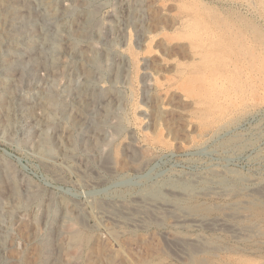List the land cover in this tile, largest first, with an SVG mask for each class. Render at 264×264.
<instances>
[{
	"label": "rangeland",
	"instance_id": "1",
	"mask_svg": "<svg viewBox=\"0 0 264 264\" xmlns=\"http://www.w3.org/2000/svg\"><path fill=\"white\" fill-rule=\"evenodd\" d=\"M41 1L52 5V11L58 14L55 16H59L57 21L45 18L43 7L39 3ZM84 1L97 4L94 10L98 12L99 18L110 23L116 22L115 29L105 30L102 38L95 37L97 40L94 38L91 43L86 40L79 41L81 43L79 46L85 47V53L81 56L67 50L66 45H71L72 39L70 36L66 37L67 34L60 29L58 37L53 40L57 43L56 47L59 46L53 55L55 64L49 66L46 57L51 56L49 52H52V49L49 42L43 39L42 31L54 36L56 29L63 24L66 25L65 28H72L68 30V34L70 32L72 35V31L77 29V20L84 19L86 14L82 5ZM64 3L74 8V15L63 13ZM11 8L16 9L17 17L14 21L19 23L14 24L12 30L2 35V41L5 40V36L6 40L4 44H0V88H4L3 85L6 83H12L11 80H14L16 88L9 108L13 114L11 123L2 116L1 112L5 108L3 109L0 103V264H41L43 254L46 259L44 264H229V261L264 264V235L236 241L231 233L226 231L220 233L209 229L183 228L176 233L178 238L190 241L194 236L200 235L208 246H215L216 249L218 245L222 247L213 254H199L200 256L196 258L197 263H194L188 256L179 259L170 253L171 247L165 238V233L172 231L168 216L160 217L155 223L146 222L147 230L129 228L126 230V227L124 229L123 226L114 225L110 219L104 221L106 227L97 229L95 219L89 215L90 206L85 204L88 203L87 200L92 199L91 194H88L89 190L95 191L96 196L101 198L100 196L105 194H121L120 191L139 192L140 188H144L142 185L144 180L151 175L159 176L158 179L164 176L185 178L189 171L197 173L208 166H211V170L215 168L220 170L217 166L214 168L208 165L210 155L195 154L197 141L209 145L208 151L211 155L218 156L219 153L216 151L224 155L220 162L228 166L224 174L226 178L246 176V179H255L264 186V0H0L3 17L6 15L5 10ZM3 17L0 19L1 22L5 20ZM51 21L53 23L49 25ZM0 29L4 28L1 26ZM111 44L113 54L96 82V86L97 83L104 86L108 89L107 92L98 94L92 87L88 89V95L87 92L83 95L76 94L70 87L75 89L77 87L75 85L80 84L83 79L81 63L87 65L89 69L86 59L90 53L101 46L109 48ZM120 53L126 55V59H130L129 65L127 62L122 66L124 60L119 57ZM144 58L147 59L146 62ZM1 60L7 62L8 69L1 66ZM117 63L119 73L115 77ZM144 69L153 75L152 88L149 91L144 88L142 76ZM52 79L60 102L58 109L46 105L34 108L35 100L46 93ZM70 82H73L75 87L70 86ZM117 91L118 96L115 98ZM202 91L206 92L207 97H203ZM92 92L97 95L94 96V104L90 99H86V105L81 108L78 104L79 99L84 96L90 97ZM0 98L6 101L7 97L0 93ZM115 100L121 102V111L125 117L124 125L127 124L126 128L115 134L108 142L111 148L109 149L107 145L105 149L108 150L109 154L106 153L110 158V164L114 166L112 168L120 169L116 176L111 179L108 177L109 181L105 184L101 183V179L97 181L98 183L94 180V183L87 184L82 180V173L92 170L90 172L94 174L101 163L100 156L93 147L94 142L101 136L96 122L105 112L106 105L112 104ZM209 107L215 109L216 120L224 124V129L217 135L211 130L204 129L203 115ZM141 108L148 110L147 116L142 115ZM73 114L80 115L79 119L77 118L79 120L77 125L70 122ZM39 116H42L43 120L38 119ZM144 119L147 120L146 125L142 123ZM53 120L59 122L54 123ZM44 121L51 123L49 135L55 149L54 154L49 157L39 152L37 147V131L39 127L45 126ZM132 128L135 134L132 141L143 148L137 152L136 159L129 157L124 150V143L131 140ZM70 133L77 139L75 149L77 153L73 152L71 159L62 152L63 148H67L65 145ZM225 142L231 145L221 146ZM102 173L103 177H107L106 172ZM128 178L141 185L128 186L126 182ZM14 184L24 202L22 206H16L11 196ZM36 187L45 190L42 202L32 198L31 189ZM106 187L108 188L105 190ZM49 194H52L54 201L51 202L48 215L42 208L47 201L49 202ZM61 196L74 202L78 201L77 203L87 209L85 214L88 221L76 224L79 230L85 229L83 232L86 237L88 236L87 243L84 242L78 248L72 246L73 239L69 228L72 226L70 221L64 218L59 202ZM216 197L199 195L188 203L200 208L201 212L218 217L221 209L217 207L222 205L223 209L227 204L231 206L234 202L239 206V199H242L241 195L233 196L234 198L229 196L215 199ZM256 197L258 198L249 203L254 211L251 219L264 222L262 220L264 197L260 194ZM231 208L234 212L237 209L235 206ZM122 229L124 231L120 232ZM74 249L80 253L77 261L74 260ZM218 251L220 252L217 253Z\"/></svg>",
	"mask_w": 264,
	"mask_h": 264
},
{
	"label": "bare ground",
	"instance_id": "2",
	"mask_svg": "<svg viewBox=\"0 0 264 264\" xmlns=\"http://www.w3.org/2000/svg\"><path fill=\"white\" fill-rule=\"evenodd\" d=\"M94 1V0H93ZM247 1V0H246ZM262 1V0H261ZM49 2V1H48ZM52 2V1H51ZM43 7V15L46 16L45 18H47V20H58L59 16H55L54 11H52V5L50 6L47 2H39ZM63 3V2H62ZM70 3V2H69ZM94 3V2H93ZM243 3V2H242ZM10 4V3H9ZM65 4V3H64ZM72 4V3H71ZM76 4V3H75ZM74 4V5H75ZM95 4V3H94ZM12 5V4H11ZM60 5V4H58ZM73 5V6H74ZM83 8L84 10H86V14L84 15V19H81L80 21H78V26L77 29L75 28L74 31H72V35L68 34V29L65 28L66 25H61L60 28L56 29V34H54V36H50L49 34L45 33L46 31H42V37L44 40H46L47 42H49L50 44V48L52 49V52L50 51V55L49 57H46V63L50 66V64L54 63L55 64V59L53 57V55H55V53L57 52L56 49L59 48V46L56 47V42H54L53 40L55 38L58 37L59 31L60 29L63 30V33L67 34L66 37L69 38V36L72 39V44H68L66 45V48L68 51H70L73 54H77L76 56H81L83 53H85V47L82 48L79 46V41H88L89 43H91L95 37H97L98 39L103 37V34L105 32V30L108 29H115L114 24L116 23H110L108 21H105L99 18V14H97L98 12L94 10V8L96 7V5H93L91 1H84L83 2ZM121 5V4H120ZM258 5V4H257ZM4 6V5H2ZM56 6V5H55ZM12 7V6H11ZM60 7V6H59ZM139 7V6H138ZM137 8V7H136ZM215 8V7H214ZM263 8V7H262ZM62 9V8H61ZM73 7H69L68 5L65 4L64 9H63V13L66 14H73ZM98 9V7H97ZM133 9V8H132ZM142 9V8H141ZM121 10V9H120ZM123 10V9H122ZM121 10V11H122ZM5 17H3L1 11H0V19L1 17L5 18V20L3 22L0 21V27L2 26V28L4 29H0V44H4L5 40H6V36H5V40L2 41V35L4 36L5 33H8L10 30H12V26L14 24H18L19 21H14V19H16V9L15 8H11V9H6L5 10ZM137 11V10H136ZM165 11V10H163ZM3 12V11H2ZM62 14V13H60ZM76 14V13H75ZM82 14V13H81ZM115 14H117L115 12ZM42 15V13H41ZM58 15V14H57ZM74 15V14H73ZM114 15V14H113ZM125 14H123L124 16ZM43 16V17H44ZM83 16V15H82ZM117 16V15H116ZM65 17V16H64ZM119 17V16H117ZM140 17V16H139ZM138 17V18H139ZM63 18V17H62ZM121 18V17H120ZM44 19V18H43ZM136 19V16L135 18ZM142 19V18H141ZM45 20V19H44ZM69 20V19H68ZM126 19H124L125 21ZM140 20V19H139ZM75 21V20H74ZM123 21V19H122ZM133 21V20H132ZM21 22V21H20ZM39 22V21H38ZM51 23H53V21L49 22L48 24L51 25ZM71 23V22H70ZM117 24V23H116ZM6 25V26H5ZM123 25V24H122ZM125 25V23H124ZM139 25V24H138ZM144 25V24H143ZM8 26V27H7ZM11 26V27H10ZM54 26H56L55 22H54ZM120 27V26H119ZM125 27V26H124ZM142 27V26H141ZM117 28V27H116ZM128 28V27H127ZM139 28V27H138ZM158 28V27H157ZM74 29V28H73ZM121 30V29H120ZM138 30V29H137ZM136 30V31H137ZM160 30V29H159ZM162 31V30H161ZM253 31V30H252ZM52 32V31H51ZM123 32V31H122ZM14 33V32H13ZM50 33V32H48ZM63 34V35H64ZM128 34V33H126ZM140 34V33H139ZM156 34V33H155ZM159 35V33H157ZM13 35V34H11ZM62 35V34H61ZM130 35V33H129ZM14 37L16 35H13ZM127 36V35H126ZM131 36V35H130ZM129 36V39H130ZM155 36V35H154ZM153 36V37H154ZM157 36V35H156ZM13 37V38H14ZM62 37V36H61ZM60 37V38H61ZM202 37V36H201ZM206 37V36H205ZM4 38V37H3ZM12 38V39H13ZM67 38V39H68ZM97 38H95V40H97ZM155 38V37H154ZM59 40V39H58ZM62 40V39H61ZM66 40V39H65ZM64 41V40H63ZM131 41V40H129ZM61 43V42H60ZM112 43V42H111ZM66 44V43H65ZM112 46L109 48H105V47H100L99 49H96L94 51H92L89 55V57H87L86 62L88 63V67L87 65H84L81 63L82 68L83 69V79L81 81L80 84H77L75 86L73 85V82H70V86H74V88H71L72 90L76 91V94L79 95H83V93L87 92L88 95V89L94 87L96 92L98 94H102V93H106L108 89L104 88V86H101L100 84L97 83L96 86V82H98L99 80V75L102 73L105 65L107 64V62L109 61L110 56L113 54V44H111ZM87 46V45H86ZM97 46V45H95ZM109 46V45H108ZM65 47V46H64ZM87 47H92V46H87ZM94 47V46H93ZM38 48V47H37ZM65 48V49H66ZM129 48V47H128ZM127 48V49H128ZM122 49V48H121ZM124 49V48H123ZM60 50V49H59ZM58 50V51H59ZM87 50V49H86ZM130 50V49H128ZM49 51V50H47ZM62 51V50H60ZM39 52V51H38ZM87 52V51H86ZM123 52V50H122ZM48 53V55H49ZM119 53V52H118ZM70 54V53H69ZM68 54V55H69ZM72 54V55H73ZM151 54V53H150ZM71 55V56H72ZM121 56V58L124 60L122 61V66H124L127 62L128 65L130 64V59H126L123 53L119 54V57ZM149 56V55H147ZM251 56V55H250ZM56 57V56H55ZM83 57H85L83 55ZM144 57V56H143ZM72 58V57H71ZM130 58V57H129ZM149 58V57H148ZM58 59V58H57ZM60 59V58H59ZM126 59V60H125ZM133 59V58H132ZM140 60V59H139ZM145 62L147 61L146 58H144ZM193 60V59H192ZM61 61V60H60ZM76 61V60H75ZM82 62V61H81ZM119 62V61H118ZM132 62V61H131ZM65 63V62H64ZM84 63V61H83ZM46 64V65H47ZM110 64V63H108ZM141 64V63H139ZM138 64V65H139ZM43 65V64H42ZM45 65V66H46ZM62 65V64H60ZM59 65V66H60ZM64 65V64H63ZM66 65V64H65ZM64 65V66H65ZM75 65V64H74ZM135 65V64H134ZM177 65V64H176ZM1 66L5 67L6 69L9 68L7 62L5 60H1ZM63 66V67H64ZM121 66V65H120ZM43 67V66H42ZM54 67V66H53ZM56 67V66H55ZM116 71H115V77L118 76V67L119 64H116ZM137 67V66H136ZM49 68V67H48ZM59 68V67H58ZM66 68V67H65ZM130 68V67H129ZM53 70V69H52ZM62 70V69H61ZM132 70V69H131ZM130 70V71H131ZM139 69H137L138 71ZM142 70V69H141ZM81 71V70H80ZM126 71V70H125ZM59 72V71H56ZM64 72V70H63ZM136 72V71H135ZM151 72V71H150ZM188 72V71H187ZM207 72V71H206ZM211 73V71H209ZM61 73V72H60ZM59 73V74H60ZM123 73V72H122ZM156 73V72H155ZM204 73V72H203ZM208 73V72H207ZM250 73V72H249ZM51 74V73H50ZM55 74V73H54ZM130 74V73H129ZM136 74V73H135ZM187 74V73H186ZM132 75V74H131ZM157 75V74H156ZM142 76L144 78V88L145 90H150V88H152V82L151 79L153 77V75H150V73L147 72V69H144V72L142 73ZM167 76V74H166ZM169 76V75H168ZM167 76V77H168ZM58 77V76H57ZM207 78V76H206ZM50 79V78H49ZM134 79V78H133ZM154 79H156L154 77ZM60 80V79H59ZM72 80V79H71ZM76 80V79H75ZM81 80V79H80ZM132 80V79H131ZM163 80V79H162ZM185 80V79H184ZM209 80V79H208ZM7 81V80H6ZM54 79L51 80L50 84L48 85V88L46 90V93L44 95H41L39 97V99H36L33 107L36 108L39 105H46V107H50L52 109H58L60 102L58 101L57 98V94H56V85L53 82ZM135 81V80H134ZM12 83H6V85H3L4 88H0V93H3L4 96H6V101H4L3 99L0 98V103L2 104V107L4 109V111L1 112L2 116H4L5 120L8 123L12 122V115L10 113V106L12 104L13 101V93H14V88H15V82L14 80H11ZM57 82V81H56ZM77 82V81H76ZM75 82V83H76ZM17 83V82H16ZM155 83V82H154ZM161 83V82H160ZM154 85V84H153ZM46 86V85H45ZM117 86V85H116ZM134 86V85H133ZM131 86V87H133ZM157 86V83H156ZM68 87V86H67ZM165 87V86H164ZM141 88V87H140ZM16 89V88H15ZM135 89V87H134ZM43 90V89H42ZM139 90V89H138ZM179 90V89H178ZM154 91V90H153ZM177 91V90H176ZM152 92V91H151ZM263 92V91H262ZM44 93V91H43ZM182 93V92H181ZM39 94V93H38ZM114 94V93H113ZM135 94V92H134ZM180 94V93H179ZM185 94V93H184ZM37 95V94H36ZM86 95V94H85ZM133 95V94H132ZM148 95V94H147ZM187 95V94H185ZM202 95L203 97H207V94L205 91H202ZM90 97H85L84 98H80L79 99V106H81V108H83L86 105V99H90V101L93 103L95 100L94 98L97 96L95 93H90L89 95ZM95 96V97H94ZM115 98L118 96V91L117 93H115ZM127 97V96H126ZM131 97V96H130ZM134 97V96H133ZM184 97V96H183ZM36 98V97H35ZM132 98V97H131ZM123 99V97H122ZM113 100V99H112ZM5 102V103H4ZM68 102V101H67ZM131 102V101H130ZM164 102V101H163ZM193 102V101H192ZM91 103V104H92ZM94 104V103H93ZM129 104V103H128ZM163 104V103H161ZM157 105V104H156ZM167 105V104H166ZM165 105V107H166ZM238 105V104H237ZM236 105V106H237ZM162 106V105H160ZM44 107V106H43ZM143 107V106H141ZM168 107V105H167ZM242 107V106H241ZM33 108V109H34ZM137 108V107H136ZM139 108V107H138ZM122 109V104L121 102H119V100H115V102H113L112 104L108 103V105H106L105 109H104V113L102 115L99 116L96 124H97V129L98 131H100V137L97 138V140L94 142V148L97 151V154H99L100 156V160L101 163H99V169L96 170V172L93 174L92 170L88 171H84L83 175V181H85V183L87 184H91V182L94 183V180H96V183H98L97 181L100 180L101 183L104 182L103 184H105L106 181H109L110 179L114 176L117 175L118 173V169L120 168H112L114 166H112L109 162L108 155H107V151L105 149V146L108 145V142L113 138V136H115V134H118L123 128H126L124 122H125V117L123 114V111H121ZM153 109V108H151ZM50 110V109H49ZM85 110V108H84ZM125 110V109H124ZM246 109H244L245 111ZM39 111V110H38ZM41 111V110H40ZM56 111V110H55ZM101 111V110H100ZM127 111V110H126ZM125 111V112H126ZM152 111V110H151ZM156 111V109H155ZM242 111V110H241ZM52 112V111H50ZM136 112V111H134ZM153 112V111H152ZM160 112V111H159ZM228 112V111H227ZM77 113V112H76ZM137 113V112H136ZM141 113L144 116L148 115V110H146L145 108L142 109L141 108ZM40 114V113H39ZM130 114V113H128ZM152 114V113H151ZM154 114V113H153ZM37 115V113H36ZM47 115V114H46ZM76 115V114H75ZM79 115V114H77ZM126 115V113H125ZM141 115V114H140ZM189 115V114H188ZM80 116V115H79ZM79 116H74L70 119V122L73 125H77L78 121L77 118L79 119ZM216 115H215V109L213 107H209L207 110H205V113L203 115V117L205 118V122H204V129L207 130H211L213 132V134L215 133L217 135V133L219 134V131L221 129H224V124L219 121L216 120ZM51 117V116H50ZM129 117V116H128ZM143 117V116H142ZM191 117V116H190ZM35 118V117H33ZM82 118V117H81ZM80 118V120H81ZM132 118V117H131ZM224 118V117H223ZM38 119H42V116H39ZM116 120L115 122L112 120ZM148 119V118H147ZM185 119V118H184ZM43 120V119H42ZM84 120V119H83ZM232 121V119H230ZM237 120V119H236ZM239 120V119H238ZM131 121V120H130ZM147 120H143L142 123L144 125H146ZM152 121V120H151ZM150 121V122H151ZM156 121V120H154ZM153 121V122H154ZM194 121V120H193ZM38 122V121H37ZM40 122H42L40 120ZM52 122L57 123L59 122V120H53ZM149 122V121H148ZM152 122V123H153ZM233 122V121H232ZM136 123V121H135ZM159 123V122H158ZM188 123V122H187ZM194 123V122H193ZM197 123V122H195ZM43 124L45 126H41L38 128V140H37V147L39 152H41L43 155H45L46 157L52 156L55 152V149L53 148L52 145V141H51V137L49 135V130H50V124L47 121H44ZM71 124V125H72ZM79 124V123H78ZM137 124V123H136ZM161 124V123H160ZM190 123H188L189 125ZM33 125V124H32ZM70 125V124H69ZM134 125V124H133ZM152 125V124H151ZM227 125V124H226ZM159 126V124H158ZM195 127V126H194ZM193 127V129H194ZM200 127V126H199ZM203 127V126H202ZM66 128V126H65ZM111 128V130H109ZM140 128V127H139ZM191 128V127H190ZM130 128H128L129 131ZM148 129V128H147ZM186 129V128H185ZM197 129V128H196ZM202 129V128H201ZM67 130V129H66ZM69 130V129H68ZM71 130V129H70ZM143 130V129H141ZM230 130V129H229ZM56 131V130H55ZM75 131V130H74ZM125 131V130H124ZM136 131V130H135ZM198 131V130H197ZM105 133V134H102ZM130 132V131H129ZM73 133V131H72ZM70 133L68 135V140H67V145H65L67 148L66 149H62L63 154L67 155V158H70V156L72 155V153H77V151L75 150L77 148L76 146V141L77 139H75V135L73 136V134ZM128 133V132H127ZM144 133V132H143ZM190 133V132H189ZM199 133V132H198ZM201 133V132H200ZM224 133V132H223ZM222 133V134H223ZM263 133V132H262ZM138 136V133H136ZM141 134V133H140ZM149 134V133H148ZM155 134V133H154ZM159 134V133H158ZM203 134V133H202ZM207 134V133H205ZM209 134V133H208ZM212 134V133H211ZM61 135V134H60ZM59 135V136H60ZM64 135V134H63ZM134 130L132 128L131 133H130V138L131 140H128L127 142L124 143V150L127 153V155L129 157H136L138 155V151L143 150L142 146L138 143L135 144L134 141H132V138L134 139ZM186 135V134H185ZM201 135V134H200ZM57 136V135H56ZM142 136V135H141ZM146 136V135H143ZM156 136V135H155ZM160 136V135H159ZM189 136V135H188ZM209 136V135H208ZM58 137V136H57ZM199 137V136H198ZM203 137V136H202ZM213 137V136H212ZM55 138V137H54ZM161 138V137H160ZM164 138V137H163ZM190 138V136H189ZM206 138V137H205ZM57 139V138H56ZM59 139V137H58ZM115 139V138H114ZM123 139H125V137H123ZM143 139V138H142ZM146 139V138H145ZM150 139V138H149ZM184 139V138H183ZM202 139V138H201ZM209 139V138H207ZM206 139V140H207ZM204 140V139H203ZM215 140V139H214ZM233 140V139H232ZM59 141V140H58ZM124 141V140H123ZM146 142V141H145ZM155 142V141H154ZM157 142V141H156ZM166 142V141H165ZM170 142V141H169ZM184 142V141H182ZM189 142V141H188ZM61 143V142H60ZM153 143V142H152ZM212 143V142H211ZM215 143V142H213ZM84 144V143H83ZM87 144V143H86ZM92 144V143H91ZM90 144V145H91ZM112 144V143H111ZM148 144V143H147ZM157 144V143H156ZM181 144V143H180ZM191 144V143H190ZM208 144V143H207ZM137 145V146H136ZM152 145V144H151ZM155 145V144H154ZM166 145V144H165ZM182 145V144H181ZM226 145H231L228 143H223L221 144V146L225 147ZM61 146V145H60ZM80 146V145H79ZM117 146V145H116ZM123 146V145H122ZM121 146V147H122ZM209 146V145H208ZM208 146H206L205 142H199L197 141L196 147L197 150L195 152V154H198L200 156L203 155H210V162L208 165H212V167L215 168V166L219 167V169H212L211 170V166H208L207 168H203L205 170H202L200 172H195V173H187V177H180V178H168L164 176V178L158 179L159 176L157 175H151L149 177H147L144 182L142 183V185L144 186V188H140V190H138L139 192L136 191H129V192H121V194L118 195H114V194H105L104 196L101 195L99 197L96 196V192L93 190H89L91 194V200H87L88 203H85L86 205L90 206V211H89V215L95 219V223H96V228L100 229L102 227H106V225H104V221L110 219L112 220V223L114 225H119V226H123L124 229L126 227V230L129 229H140V230H147L148 229V224L146 222H156L157 220H160V217L163 216H168L169 217V225L172 228V231L170 232H166L165 233V238L169 241V247H171V249L169 248V250H171L170 253H172L174 256H176L179 259H183L184 257H187L192 260L194 263H197L196 258H198L197 256L199 254H204V255H208V254H213L215 253V251L220 248L221 246L218 245L216 246L217 249L215 248V246H208L204 240H202L203 238H201L200 235H196L194 236L190 241L189 240H185V239H181L178 238L179 236L176 233H179L183 228H187V229H192V230H202V229H209V230H214L217 232H222V231H226L231 233L232 237L236 240V241H242V240H246L249 238H253V237H257L259 235H264V226L262 229V222L261 220H253L251 219L254 211L253 208L249 206L250 202H253V200L256 197L257 194H260L261 197H264V191H260L262 189H264V186L260 184V182H256L255 179H251L249 176L248 178L250 179H246L243 176H239L235 178H232V176H228V178H226V176L224 174H226L227 170H228V166L227 164H222V162H220L221 160L224 159V155L221 154V152H218L219 154H217L218 156H213L211 155V153L208 151ZM62 147V146H61ZM91 147V146H90ZM89 147V148H90ZM114 147V146H113ZM112 147V148H113ZM155 147V146H154ZM153 147V148H154ZM183 147V146H181ZM180 147V148H181ZM81 149H83L82 147H79ZM109 148V145H108ZM111 148V147H110ZM109 148V149H110ZM116 148V147H115ZM120 148V147H119ZM179 148V147H178ZM227 148V147H226ZM229 149V148H228ZM231 149V148H230ZM37 150V151H38ZM84 150V149H83ZM88 150V149H87ZM225 150V149H224ZM122 151V149H121ZM188 151V150H187ZM107 152V153H106ZM116 152V151H115ZM191 152V151H190ZM264 152V151H263ZM88 153V152H87ZM145 153V152H144ZM148 153V152H146ZM189 153V152H188ZM224 153V152H223ZM228 153V152H227ZM235 153V152H234ZM109 154V153H108ZM232 154V153H231ZM107 155V157H106ZM144 155V154H143ZM264 155V154H263ZM199 156V157H200ZM74 157V155H73ZM111 157V156H110ZM141 157V156H140ZM147 157V156H146ZM198 156H196L197 158ZM263 157V156H262ZM79 158V157H78ZM94 158V157H93ZM99 158V157H98ZM112 158V157H111ZM193 158V157H192ZM230 158V157H229ZM71 159V158H70ZM82 159V158H81ZM112 159L115 160V158L113 157ZM136 159V158H135ZM194 159V158H193ZM199 159V158H198ZM203 159V158H202ZM205 159V158H204ZM85 160V159H84ZM140 161V160H139ZM199 160H196V162H198ZM230 161V160H229ZM82 162V161H81ZM84 162V161H83ZM86 162V161H85ZM98 162V161H97ZM116 162V161H115ZM64 163V162H63ZM224 163V162H223ZM226 163L227 162V158H226ZM109 164V166L111 165V167H108L107 165ZM116 164V163H115ZM131 164V162H130ZM136 164V163H134ZM200 164V163H199ZM206 164V163H205ZM47 165V164H46ZM136 165H139V163H137ZM144 165V164H143ZM131 166V165H130ZM135 166V165H134ZM68 168V167H67ZM124 168V167H122ZM144 168V167H143ZM91 169V168H90ZM102 169V170H101ZM89 170V169H88ZM94 170V169H93ZM138 171V169H137ZM192 171V170H191ZM94 172V171H93ZM102 172H106L107 177H103V173ZM126 172V171H125ZM151 172V171H150ZM123 173V172H122ZM130 173V172H129ZM155 173V172H154ZM234 173V172H233ZM232 173V174H233ZM121 174V173H120ZM125 174V173H124ZM59 175V174H58ZM235 175V174H234ZM51 176V175H50ZM81 176V175H80ZM123 176V175H122ZM179 176V175H178ZM225 176V177H224ZM118 177V176H117ZM145 177V176H144ZM161 177V176H160ZM177 177V176H174ZM106 179V180H105ZM125 179V178H124ZM114 180V179H113ZM259 180V179H258ZM262 180V179H261ZM115 181V180H114ZM117 181V180H116ZM243 181H245L243 184ZM64 182V181H63ZM66 182V181H65ZM128 186H134L135 184H138V182H135L132 179H127L126 180ZM125 182V183H126ZM80 183V182H79ZM113 183V182H112ZM111 184V183H110ZM118 184V183H117ZM146 184V185H145ZM263 184V183H262ZM53 185V184H52ZM115 185V184H114ZM119 185V184H118ZM141 185V184H138ZM127 186V185H126ZM137 186V185H136ZM139 187V186H138ZM42 188V187H40ZM108 187L105 188V190ZM119 188V187H118ZM129 188V187H128ZM136 188V187H135ZM134 188V189H135ZM104 189V188H103ZM121 189V188H120ZM126 191V190H125ZM117 193V192H116ZM31 194H32V198L35 201H39L42 202L44 199V195H45V190L44 189H38L36 187V189H31ZM85 194V193H82ZM102 194V193H101ZM30 195V194H29ZM199 195H204V196H217V197H235L238 195H241L242 199L238 202L239 206H237V204L232 203L231 206H229L228 204L226 206H224V208L222 209V205L221 207H217L220 210V215L218 217H213L210 216L209 214L201 212L200 208H195L193 206H191L188 202L193 200L195 198V196H199ZM11 196L13 198V201L15 203L16 206H22L24 205V202L21 199V196L18 194L17 192V186L14 184L11 188ZM50 196L49 202L47 201V203L44 204L43 206V210L45 214H48L50 212V206H51V202H53V196L52 194L48 195ZM87 196V195H86ZM31 197V196H30ZM217 197L215 199H217ZM233 197V198H234ZM244 197V198H243ZM213 198V197H212ZM240 198V197H239ZM59 199V198H57ZM262 199V198H261ZM232 200V199H231ZM264 200V199H263ZM33 201V202H35ZM85 201V200H84ZM200 201V200H199ZM198 201V203H199ZM209 201V200H208ZM60 205L62 206L63 209V215L64 218L67 219V221H70V226L71 228L70 232H71V236L73 239V244L72 246L75 248H78L79 245L83 244L84 242H86L87 237L84 235V230H79V226L76 227V224H83V222L88 221V217L85 214V208L83 207V205L74 202L71 199H68L65 196H61L59 199ZM197 202V201H196ZM233 202V201H232ZM260 202V201H259ZM264 202V201H263ZM192 203V202H190ZM43 204V203H42ZM83 204V203H82ZM196 204V203H195ZM220 204V203H219ZM235 204V205H234ZM260 204V203H258ZM264 204V203H263ZM217 205V204H216ZM255 205V204H254ZM257 205V204H256ZM204 206V205H202ZM232 206H235L237 209L234 212V210L231 208ZM26 207V206H25ZM32 207V206H31ZM227 207V208H226ZM254 207V206H253ZM261 207V206H260ZM208 208V207H207ZM257 208V206H256ZM215 209V208H214ZM260 209V208H259ZM241 210V211H240ZM256 210V209H255ZM261 210V209H260ZM25 211V210H24ZM52 211V210H51ZM54 211V210H53ZM209 212V210H208ZM256 212V211H255ZM260 212V211H259ZM210 213V212H209ZM250 213V214H249ZM257 213V212H256ZM217 214V213H216ZM49 215V214H48ZM52 216V215H51ZM263 216V215H261ZM167 217V218H168ZM255 217V216H254ZM259 218V217H258ZM262 218V217H261ZM167 219H165L166 221ZM239 220V222L237 221ZM245 220V221H244ZM264 220V219H262ZM64 221V220H63ZM235 221H237V223H235ZM49 222V221H48ZM107 222V221H106ZM111 223V222H110ZM149 223V224H150ZM167 223V222H166ZM264 223V222H263ZM147 224V226H146ZM245 224V225H244ZM161 225V224H160ZM167 225V224H166ZM86 226V225H85ZM111 226V225H110ZM150 227V226H149ZM159 227V226H158ZM108 228V227H107ZM116 228V227H115ZM118 228V227H117ZM146 228V229H145ZM124 229H122L123 232ZM166 229V228H165ZM90 230V229H89ZM110 230V227H109ZM95 231V230H94ZM107 231V230H106ZM167 231V230H166ZM108 232V231H107ZM111 232V231H110ZM161 232V231H160ZM208 232V231H207ZM119 233V232H118ZM126 233V232H125ZM187 233V232H186ZM87 234V233H86ZM124 234V233H123ZM196 234V233H195ZM164 235V233L162 234ZM188 235V233L186 234ZM123 236V235H122ZM131 237V236H130ZM260 238V237H259ZM92 239V238H91ZM90 241V240H88ZM211 242V240H210ZM209 242V243H210ZM213 242V241H212ZM217 242V241H215ZM87 243V242H86ZM222 244V243H221ZM236 244V243H235ZM214 245V243H213ZM85 246V245H83ZM88 246V245H87ZM240 246V245H239ZM45 248V246H44ZM222 249V247H221ZM263 249V248H262ZM75 250V254H74V260L77 261L79 255V252L77 253L76 249ZM45 251V250H44ZM81 251V249H80ZM220 251H218L217 253H219ZM59 253V252H58ZM200 256V255H199ZM202 256V255H201ZM209 257V256H207ZM217 257V256H216ZM200 258V257H199ZM202 259V258H201ZM231 260V259H230ZM46 262L45 259V255L43 254V256L41 257V264H44ZM228 262V261H227ZM223 263V262H222ZM243 261H238V263L235 261L230 262L229 264H243ZM263 263V262H262ZM256 264H261V262L256 263Z\"/></svg>",
	"mask_w": 264,
	"mask_h": 264
}]
</instances>
